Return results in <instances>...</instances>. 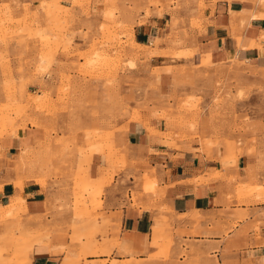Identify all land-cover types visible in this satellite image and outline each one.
<instances>
[{
    "label": "rangeland",
    "instance_id": "1",
    "mask_svg": "<svg viewBox=\"0 0 264 264\" xmlns=\"http://www.w3.org/2000/svg\"><path fill=\"white\" fill-rule=\"evenodd\" d=\"M61 1L71 7H62ZM226 1L245 2L264 16V0ZM149 6L170 18L158 25L165 29L162 35L141 47L133 42L134 21L120 18L125 12L118 0H17L0 6V141L18 137L27 126L37 133L32 146L13 159L0 151V187L12 182L19 189L35 181L45 188L51 182L54 190L68 194L76 220L96 222L102 216L95 212L104 206V187L126 167L117 160L125 157L120 136L130 122L152 119L163 122L160 135L170 147L197 146L209 154L222 149L230 159L246 153L264 169V68L233 57L197 59L203 0H143L142 7L129 8L144 9L137 24L146 23ZM94 154L117 160L101 183L86 173ZM140 179H134V186ZM142 179L144 192L154 194V181L146 175ZM262 183L251 185L250 192L264 196V178ZM137 195L133 189L134 207ZM17 198V211H0V225H6L0 234V264L15 262L28 246L19 216L24 201ZM15 232L20 233L10 242ZM78 232L83 233L72 240L77 252L76 245L66 250L70 263L76 255L83 264H105L86 261L89 254L105 253V242L94 241L99 231L88 226ZM112 247L120 249L116 239ZM150 247L155 252L144 260L123 249L129 259L118 262L114 256L109 264H211L193 247L180 250L183 259H171L175 242L157 232Z\"/></svg>",
    "mask_w": 264,
    "mask_h": 264
},
{
    "label": "crops",
    "instance_id": "2",
    "mask_svg": "<svg viewBox=\"0 0 264 264\" xmlns=\"http://www.w3.org/2000/svg\"><path fill=\"white\" fill-rule=\"evenodd\" d=\"M18 1L23 4L30 0ZM15 2L0 0V6ZM203 3L205 22L196 39L197 59L207 54L213 60L233 57L238 62L264 68V16L242 1ZM60 5L71 7L69 1H61ZM142 6L143 0H118V7L125 12L120 18L134 21L132 38L139 47L159 38L165 31L159 23L170 18L169 13L156 15L158 8L149 6L151 15L139 25L137 20L144 19V9L137 13L129 8L136 10ZM208 55L203 61L208 60ZM162 82L167 83V79L163 77ZM162 133L163 122L153 119L127 125L118 141L125 157L117 159L126 167L117 170L112 183L104 187V206L95 212L102 215L100 219L84 221L87 225L75 219L68 194L54 190L51 182L44 188L35 181H26L19 189L12 182L4 183L0 187V211L9 206L11 199L21 197L25 208L19 216L28 245L24 254L8 264H83V259L77 260L76 255L70 263L72 256L66 250L76 245L77 252V244L72 240L88 226L99 231L94 241L103 240L106 248L104 254L86 256L87 262L109 264L114 256H118V262L125 261L129 254L123 249L144 260L155 252L150 243L156 232L175 242L171 259H183L184 256L177 255L180 250L193 247L211 264L214 260L218 264L264 262V196L249 190L254 183L263 184L264 169L257 158L243 153L230 159L222 149L209 154L197 146L176 149L167 145ZM36 134L27 126L18 137L1 140L0 151L5 158L13 159L20 149L32 146ZM117 160L94 154L86 165V173L90 180L101 183L110 177ZM144 175L154 181V194L144 192ZM136 177L141 181L134 186ZM133 189L138 194L135 207L131 201ZM72 226L80 229L71 230ZM5 229L6 225H0V234ZM19 233H10L9 241L13 242ZM113 239L119 242V250L113 249ZM86 240L83 237L80 242Z\"/></svg>",
    "mask_w": 264,
    "mask_h": 264
},
{
    "label": "bare ground",
    "instance_id": "3",
    "mask_svg": "<svg viewBox=\"0 0 264 264\" xmlns=\"http://www.w3.org/2000/svg\"><path fill=\"white\" fill-rule=\"evenodd\" d=\"M135 46H136V44H135ZM136 47H139V46H136ZM19 199L20 198L11 199L9 206L6 207V210L13 211L17 207V205H19Z\"/></svg>",
    "mask_w": 264,
    "mask_h": 264
}]
</instances>
